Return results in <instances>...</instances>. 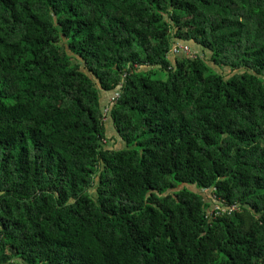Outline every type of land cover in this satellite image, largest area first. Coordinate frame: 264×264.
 Masks as SVG:
<instances>
[{"label":"trees","instance_id":"16d2710c","mask_svg":"<svg viewBox=\"0 0 264 264\" xmlns=\"http://www.w3.org/2000/svg\"><path fill=\"white\" fill-rule=\"evenodd\" d=\"M0 264H264V0H0Z\"/></svg>","mask_w":264,"mask_h":264},{"label":"rangeland","instance_id":"374dc122","mask_svg":"<svg viewBox=\"0 0 264 264\" xmlns=\"http://www.w3.org/2000/svg\"><path fill=\"white\" fill-rule=\"evenodd\" d=\"M174 47H181L182 48V50L181 51H183V52H187V53H189L190 51H189V48H190V50H191V53L192 54H198L199 53V55H201V56H205L206 54L201 50V48L200 47H198V46H196V44L195 43H193V42H191L190 44H187V46L186 45H184V44H176ZM189 47V48H188ZM173 54H175V55H177V53H175L174 51L172 52ZM171 57H173V56H171ZM212 66L214 67V65L212 64ZM217 71L218 72H220L221 73V71H220V69H218L217 68ZM225 72H226V74H231V72L229 71V70H225ZM157 75H161V76H163V74H161V73H159V74H157ZM102 95H103V93H101ZM115 95V93L114 92H110L108 95H107V97H106V101H107V105H109L110 103H111V100H112V97ZM106 129H107V134H108V140H107V142L105 143V142H103L104 143V146H106V148H108V149H120V148H123V144H122V142H121V139L119 138V136L116 134V133H114L113 132V129H109V127H108V124H106ZM114 138H116V139H114ZM122 146V147H121ZM190 189H194L195 190V188H192V186L191 187H189ZM91 192V194L93 195V196H95V193H96V191H94L93 189L90 191ZM211 195V193H209V196ZM216 203H214V205H215Z\"/></svg>","mask_w":264,"mask_h":264},{"label":"crops","instance_id":"0c3cea01","mask_svg":"<svg viewBox=\"0 0 264 264\" xmlns=\"http://www.w3.org/2000/svg\"><path fill=\"white\" fill-rule=\"evenodd\" d=\"M107 93H103V98H102V104H103V107H105L108 103L106 101V97H107ZM113 98V97H112ZM108 119V118H107ZM109 120V119H108ZM107 120V124H108V127L109 129H112L111 125H110V122Z\"/></svg>","mask_w":264,"mask_h":264},{"label":"built area","instance_id":"2783aa9c","mask_svg":"<svg viewBox=\"0 0 264 264\" xmlns=\"http://www.w3.org/2000/svg\"><path fill=\"white\" fill-rule=\"evenodd\" d=\"M175 49H173V51L175 52V53H178V52H180L181 50H182V48L181 47H174ZM114 103V101L112 102V104ZM219 208L218 207H216V208H214L213 210H211V214L216 210H218ZM234 209L233 208H231V211H233Z\"/></svg>","mask_w":264,"mask_h":264}]
</instances>
